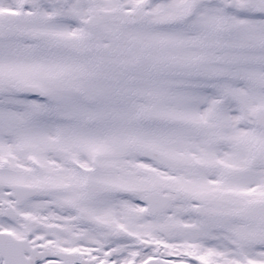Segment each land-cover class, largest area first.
<instances>
[{
  "label": "snow or ice",
  "instance_id": "1",
  "mask_svg": "<svg viewBox=\"0 0 264 264\" xmlns=\"http://www.w3.org/2000/svg\"><path fill=\"white\" fill-rule=\"evenodd\" d=\"M0 264H264V0H0Z\"/></svg>",
  "mask_w": 264,
  "mask_h": 264
}]
</instances>
